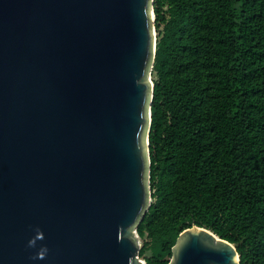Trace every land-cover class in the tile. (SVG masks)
Returning a JSON list of instances; mask_svg holds the SVG:
<instances>
[{"label": "water", "instance_id": "water-1", "mask_svg": "<svg viewBox=\"0 0 264 264\" xmlns=\"http://www.w3.org/2000/svg\"><path fill=\"white\" fill-rule=\"evenodd\" d=\"M151 2L0 0V264H145ZM166 264L239 253L192 224Z\"/></svg>", "mask_w": 264, "mask_h": 264}, {"label": "trees", "instance_id": "trees-1", "mask_svg": "<svg viewBox=\"0 0 264 264\" xmlns=\"http://www.w3.org/2000/svg\"><path fill=\"white\" fill-rule=\"evenodd\" d=\"M145 264L196 224L264 264V0H152Z\"/></svg>", "mask_w": 264, "mask_h": 264}, {"label": "rangeland", "instance_id": "rangeland-1", "mask_svg": "<svg viewBox=\"0 0 264 264\" xmlns=\"http://www.w3.org/2000/svg\"><path fill=\"white\" fill-rule=\"evenodd\" d=\"M152 29H153V32L156 33L155 28H154L153 25H152ZM148 75H150L149 72H147V76H148ZM148 185H149V182H148ZM147 199H148V201H150V194H149V193H148V197H147ZM136 239H137L138 247L140 248V246H141L142 243H143V239L139 238L138 236H137ZM140 258L143 259L142 256H140ZM143 260H144V259H143Z\"/></svg>", "mask_w": 264, "mask_h": 264}, {"label": "built area", "instance_id": "built-area-1", "mask_svg": "<svg viewBox=\"0 0 264 264\" xmlns=\"http://www.w3.org/2000/svg\"><path fill=\"white\" fill-rule=\"evenodd\" d=\"M135 234H137V233L135 232Z\"/></svg>", "mask_w": 264, "mask_h": 264}]
</instances>
